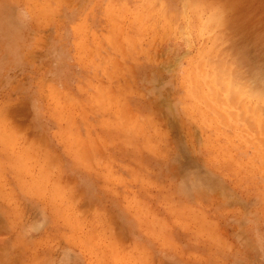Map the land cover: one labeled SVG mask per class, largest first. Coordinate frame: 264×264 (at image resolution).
Instances as JSON below:
<instances>
[{
	"label": "rangeland",
	"instance_id": "1",
	"mask_svg": "<svg viewBox=\"0 0 264 264\" xmlns=\"http://www.w3.org/2000/svg\"><path fill=\"white\" fill-rule=\"evenodd\" d=\"M246 47L264 0H0V264H264Z\"/></svg>",
	"mask_w": 264,
	"mask_h": 264
},
{
	"label": "bare ground",
	"instance_id": "2",
	"mask_svg": "<svg viewBox=\"0 0 264 264\" xmlns=\"http://www.w3.org/2000/svg\"><path fill=\"white\" fill-rule=\"evenodd\" d=\"M213 18V17H212ZM208 19V18H207ZM209 19H211V18H209ZM215 19V18H214ZM206 20V19H205ZM217 20H218V18H217ZM212 21H213V19H212ZM211 22V21H210ZM211 25H212V23H211ZM213 26V25H212ZM213 28V27H212ZM223 28V27H222ZM253 33H254V31H253ZM226 35L228 34V33H225ZM253 36V35H252ZM251 36V37H252ZM229 37V36H228ZM221 38V37H220ZM229 40H231V38H229ZM229 40L227 41L228 42V44H229ZM259 41H257V43H258ZM223 43V42H222ZM240 43H237L236 44V41H235V46H237V45H239ZM228 46V45H227ZM226 46V47H227ZM225 47V48H226ZM234 47V46H233ZM225 48H223V49H225ZM229 48H231V44H229V46H228V49ZM248 47H246V49H247ZM228 49L226 50V51H228ZM237 49V48H236ZM239 49H242V47L241 48H239ZM245 49V51H244V49L241 51V54H242V56L240 57V59L238 58V57H236L238 60H236V67H232V65H227L226 63H225V57H226V53H225V51H222L221 53L219 52V55L217 56V58H215V57H212L213 59L215 58V60H214V64L216 65L215 66V68H216V77H215V79H214V82L213 81H211L212 83H213V85H214V88H216V87H218V89H219V87L221 88V86H222V89L224 90V94H226V99H231V100H233V101H235V100H237L238 101V99H240L241 97H243L244 95H247L248 97V99L250 100L251 98H250V96L252 97V100H251V103H252V101H257V102H260V103H264V75H257V73H256V71H255V73L253 74V72L247 67V66H245L244 65V63H242L243 62V55L244 56H248L247 55V51H248V49L246 50ZM215 50V49H214ZM234 50H235V48H234ZM232 50V54H233V52L235 53L237 50ZM250 51V50H249ZM214 53V52H213ZM230 53V54H231ZM249 53V55H250V52H248ZM229 54V53H228ZM252 54V53H251ZM234 55V54H233ZM214 56V55H213ZM229 57V56H228ZM213 59H212V61H213ZM227 59H229V60H231V58H227ZM252 59H253V57H252ZM246 60V59H245ZM244 60V61H245ZM211 62V61H210ZM252 62V61H251ZM248 63H250V62H248ZM227 65V68H223V66L224 65ZM237 64H239L238 65V67H237ZM211 65V64H210ZM263 65V64H262ZM239 66H241L240 67V70H237V68H239ZM198 67H199V65H198ZM255 67H257V65L255 66ZM263 67V66H262ZM201 68V67H200ZM254 69V68H253ZM257 68H255V70H256ZM210 70V69H209ZM212 74V73H211ZM237 75V76H236ZM210 77V76H209ZM195 79V78H194ZM213 78H211L210 80H212ZM209 80V81H210ZM198 82V81H197ZM193 83V82H192ZM208 83V82H207ZM206 83V84H207ZM199 86V85H198ZM200 89V88H199ZM222 89H219V90H222ZM211 90H212V88H211ZM215 91H219V90H216V89H214ZM222 90V91H223ZM213 91V90H212ZM219 92H221V91H219ZM213 93H214V91H213ZM212 93V94H213ZM218 94V93H217ZM224 94H223V96H224ZM214 95V94H213ZM250 95V96H249ZM220 95H218V97H219ZM215 98H216V96H214ZM213 97V98H214ZM218 97H217V99H218ZM220 98H222L221 96H220ZM254 99V100H253ZM222 100V99H221ZM221 100H219V101H221ZM224 100H225V98H224ZM231 100H230V103L229 104H231ZM243 100H245V101H247L248 102V104L250 103V101L249 100H246V98H244ZM217 101V100H216ZM218 101V102H219ZM240 102H238V107H244L243 105H245V101H241V100H239ZM254 101V102H255ZM262 101V102H261ZM221 102H223V100L221 101ZM242 102H245L243 105H241V103ZM253 102V103H254ZM224 103H226V102H224ZM235 103V102H234ZM253 103L251 104V105H253ZM259 103V104H260ZM236 104V103H235ZM234 104V105H235ZM227 105V104H226ZM233 105V104H232ZM251 105L249 104V107L250 108H252L251 107ZM211 106V105H210ZM231 106V105H230ZM257 106V105H256ZM249 107H248V109H249ZM230 108V107H229ZM229 108L227 109V110H229ZM233 108H235V107H233ZM232 108V109H233ZM237 108V107H236ZM246 108V107H245ZM257 108H258V106H257ZM256 107H255V110H257V111H255V113L257 112H259V108L257 109ZM225 109V108H224ZM240 110H241V108H239ZM261 111V110H260ZM234 112V111H233ZM245 112H246V110H244V114H245ZM253 112H254V110H253ZM235 113V115H236V112H234ZM242 113V114H243ZM252 113V112H251ZM223 114V113H222ZM221 114V115H222ZM228 114V113H227ZM229 115V114H228ZM252 114H249L248 113V115H246L247 117L248 116H251ZM261 115H264L262 112H261ZM224 116V115H223ZM226 116V115H225ZM245 116V115H244ZM243 115L241 116V117H244ZM240 117V118H241ZM223 118V117H222ZM244 118H246V117H244ZM250 118V117H249ZM251 118H252V116H251ZM225 119V118H224ZM247 119V118H246ZM253 119H255L254 117L252 118V120ZM227 120V119H226ZM263 128V127H262ZM242 130V129H241ZM263 132V131H262ZM251 133V132H250Z\"/></svg>",
	"mask_w": 264,
	"mask_h": 264
}]
</instances>
